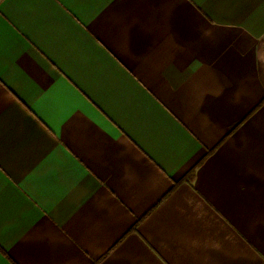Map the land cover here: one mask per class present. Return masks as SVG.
<instances>
[{"label": "crops", "instance_id": "crops-1", "mask_svg": "<svg viewBox=\"0 0 264 264\" xmlns=\"http://www.w3.org/2000/svg\"><path fill=\"white\" fill-rule=\"evenodd\" d=\"M263 101L264 0H0V264H264Z\"/></svg>", "mask_w": 264, "mask_h": 264}, {"label": "trees", "instance_id": "trees-1", "mask_svg": "<svg viewBox=\"0 0 264 264\" xmlns=\"http://www.w3.org/2000/svg\"><path fill=\"white\" fill-rule=\"evenodd\" d=\"M263 104H264V101H263L259 106H261V105H263ZM259 106H258V107H259Z\"/></svg>", "mask_w": 264, "mask_h": 264}]
</instances>
